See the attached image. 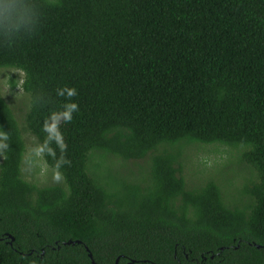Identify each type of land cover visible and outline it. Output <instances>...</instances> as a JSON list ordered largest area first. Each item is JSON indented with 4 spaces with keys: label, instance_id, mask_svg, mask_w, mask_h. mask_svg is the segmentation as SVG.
Segmentation results:
<instances>
[{
    "label": "trees",
    "instance_id": "1",
    "mask_svg": "<svg viewBox=\"0 0 264 264\" xmlns=\"http://www.w3.org/2000/svg\"><path fill=\"white\" fill-rule=\"evenodd\" d=\"M0 18V70L24 73L27 128L65 181L25 179L0 95V264H264V0H2ZM214 145L253 171L239 201L182 176ZM109 158L141 179L105 181Z\"/></svg>",
    "mask_w": 264,
    "mask_h": 264
},
{
    "label": "rangeland",
    "instance_id": "2",
    "mask_svg": "<svg viewBox=\"0 0 264 264\" xmlns=\"http://www.w3.org/2000/svg\"><path fill=\"white\" fill-rule=\"evenodd\" d=\"M24 81L25 75L20 71L0 70V95L13 109L26 142L24 177L39 187L65 186L63 177L44 160L40 144L27 128L30 96L23 89ZM3 151L4 145L0 140V165ZM241 153L242 150L222 145L190 147L184 154L182 176L190 189L201 188L215 181L223 188L229 201H239L240 191L253 180L252 169L239 160ZM98 161L104 165L100 174L107 182L109 178H114L134 183L141 179L140 167L145 166L143 162L124 163L115 158Z\"/></svg>",
    "mask_w": 264,
    "mask_h": 264
},
{
    "label": "clouds",
    "instance_id": "3",
    "mask_svg": "<svg viewBox=\"0 0 264 264\" xmlns=\"http://www.w3.org/2000/svg\"><path fill=\"white\" fill-rule=\"evenodd\" d=\"M0 3H2V0H0ZM11 23H13L11 18H7V19L0 18V25H8Z\"/></svg>",
    "mask_w": 264,
    "mask_h": 264
}]
</instances>
